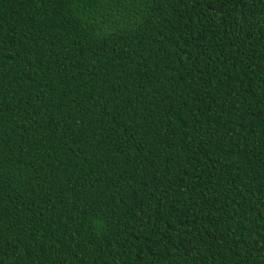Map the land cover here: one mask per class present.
Listing matches in <instances>:
<instances>
[{"label": "trees", "instance_id": "obj_1", "mask_svg": "<svg viewBox=\"0 0 264 264\" xmlns=\"http://www.w3.org/2000/svg\"><path fill=\"white\" fill-rule=\"evenodd\" d=\"M0 264H264V0H0Z\"/></svg>", "mask_w": 264, "mask_h": 264}]
</instances>
